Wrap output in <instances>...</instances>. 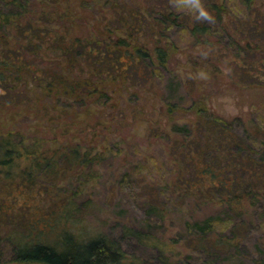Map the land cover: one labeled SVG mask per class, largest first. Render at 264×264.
I'll return each instance as SVG.
<instances>
[{"label": "trees", "instance_id": "trees-1", "mask_svg": "<svg viewBox=\"0 0 264 264\" xmlns=\"http://www.w3.org/2000/svg\"><path fill=\"white\" fill-rule=\"evenodd\" d=\"M201 7L211 18L200 15ZM11 30L17 31L15 38ZM191 48L202 54L192 53L191 66H206L214 78H231L232 85L264 87L259 0H0V107L38 104L39 110L53 107L74 116L70 113L77 109L98 106L120 112L128 123L121 141L111 139L108 148L93 156L96 145L84 139L57 136L53 147L51 132L0 128V264L10 248L18 264H122L119 244L84 220L76 206L79 187L75 192L71 188L77 179L84 180L83 186L98 179L95 173L87 178L84 171L107 161L104 154L114 158L117 146L163 140L170 158L175 157L174 166L164 161L159 168L164 190L158 197L153 189L146 192L147 200L158 202L146 201L147 214L159 219L169 214L168 181L175 177L178 217L187 219V200L190 207L219 208L184 223L193 232L190 244L206 257L202 264H218L223 252L237 249L234 233L226 240L214 237L226 235L219 233L221 225L232 232L235 220L244 228L253 214L264 218V127L258 125L257 134L240 135L234 128L239 118L226 120L197 99L182 102L194 87L170 64L176 53ZM218 48L232 51L233 58L219 60ZM229 64L236 69L227 73ZM149 88L162 94L159 115L164 123L157 128L143 119L148 136L140 137L130 133L129 109L145 111L138 100ZM147 160L156 163L152 154L136 159L111 187L135 191L134 184L146 183H139L147 179L144 172L133 170L150 167ZM157 178H150L152 185ZM193 258L183 264H193ZM259 263L264 264V257Z\"/></svg>", "mask_w": 264, "mask_h": 264}, {"label": "rangeland", "instance_id": "rangeland-1", "mask_svg": "<svg viewBox=\"0 0 264 264\" xmlns=\"http://www.w3.org/2000/svg\"><path fill=\"white\" fill-rule=\"evenodd\" d=\"M259 5L264 12V0H259ZM69 5L66 4V8ZM68 11H72V6ZM64 13H66V11ZM38 16V15H37ZM111 17V14H108ZM12 38L16 37L17 31H10ZM84 31L83 34H87ZM13 41V40H12ZM222 55V61L233 58V52L225 49L224 51L218 48ZM200 49L191 48L181 53H176L172 58L171 66L175 72L181 76L185 84L194 87V91L187 97L183 96L182 102H192L194 99L203 101L207 107L219 114L226 120L234 121L240 119L235 124L234 128L240 135H244L247 131L257 134L258 125L264 127V87L249 86L248 84L239 85L231 83V78L217 79L211 75L210 69L206 66L194 67L188 63L190 56L202 55L199 54ZM224 57V58H223ZM230 68H225L227 73L235 70V66L229 64ZM231 69V70H230ZM223 73L224 75L226 74ZM234 73V72H233ZM165 84V83H163ZM164 90V86L160 85ZM158 88H149L144 93V97L138 100V103L144 108V112L132 111L129 109L128 118L132 128L130 133H138L140 137L148 136V123L143 119H149L157 128L163 127L164 119L159 115L160 105L163 102L162 94L157 93ZM38 104H33L29 108L24 106L19 107H0V128L9 131L10 128L28 129L31 133L42 135V133L51 132V143L53 138L60 140H85L86 142L96 145L91 151L92 156L103 147L108 148L109 141L114 140V143L121 141L122 136H125V127L127 122L120 112L111 114L109 111H104V108L98 106H90L89 108H81L75 110L74 116H67L61 110L53 109L45 110L43 107L39 110ZM81 111V113L79 112ZM50 115H47V114ZM52 121V122H49ZM161 121L160 125L157 122ZM135 126V129H134ZM135 130V131H134ZM46 135V134H43ZM46 135V136H48ZM260 137L264 139V131H260ZM78 137V138H77ZM172 141V138H171ZM163 141H148L147 145L133 144L131 147H123L119 145L116 149L118 152L113 153L114 158L104 154L107 161H101L94 165L92 170H85L84 175L94 174L98 176L87 186H83V181L77 179L72 185V191L79 187V196L76 200V206L83 212L84 220L91 222L96 228L100 229L111 241L118 243L124 253V261L122 264H183L187 263V257L193 264L205 263L206 257L197 248L190 244L193 232L187 229L184 225L185 221H194L195 219H203L210 214H215L219 209L213 205L204 206L193 203L190 207V202L187 200L186 216L184 220L181 214L178 217L177 193L175 186V177L169 179L171 197L169 201V214L165 218L159 219L157 216L152 217L147 214L145 206L148 201L146 192L155 190L158 194L164 190L159 182L164 184V176L158 177L159 168L166 164L174 166L173 158H170V151L167 150ZM54 147L53 143L50 144ZM137 145V146H135ZM152 154V159L156 163L147 160L146 165L142 169L134 168V172H144L146 178L139 179V183L147 182L136 187L135 191L131 188L122 187L119 190L111 187L121 180V174L124 171L133 168L135 161L142 156ZM127 156V157H126ZM148 167V168H147ZM150 169V170H149ZM150 178H157V184L152 185ZM80 181V182H79ZM79 183V184H78ZM167 183V182H166ZM130 187V186H129ZM65 189V188H64ZM55 191V190H54ZM56 192V191H55ZM159 203L164 202L161 197ZM146 202V203H145ZM157 203V200L152 202ZM42 206V205H41ZM191 208V210H190ZM188 209L190 212H188ZM188 212V213H187ZM264 216V213H261ZM149 216V217H148ZM228 225L219 228V233L226 234L223 236L215 235V239L222 238L226 240L229 237L236 236L238 242L237 249L230 252H223L218 257V264H260L259 261L264 257V218L253 214L252 223L247 226L241 225V220H235V228L232 232L226 230ZM128 228H132L134 233H129ZM137 231V232H135ZM4 232V231H3ZM141 236L138 237V233ZM10 248V247H8ZM7 248V249H8ZM12 249L6 253L4 264H18L12 261Z\"/></svg>", "mask_w": 264, "mask_h": 264}, {"label": "clouds", "instance_id": "clouds-1", "mask_svg": "<svg viewBox=\"0 0 264 264\" xmlns=\"http://www.w3.org/2000/svg\"><path fill=\"white\" fill-rule=\"evenodd\" d=\"M200 15L203 16V17H206V18H211L210 17V13L208 12V10L204 9L203 7H201Z\"/></svg>", "mask_w": 264, "mask_h": 264}, {"label": "water", "instance_id": "water-1", "mask_svg": "<svg viewBox=\"0 0 264 264\" xmlns=\"http://www.w3.org/2000/svg\"><path fill=\"white\" fill-rule=\"evenodd\" d=\"M19 264H45L42 262H26V263H19Z\"/></svg>", "mask_w": 264, "mask_h": 264}]
</instances>
